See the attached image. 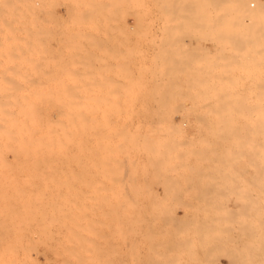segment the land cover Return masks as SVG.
Instances as JSON below:
<instances>
[{
  "label": "rangeland",
  "instance_id": "1",
  "mask_svg": "<svg viewBox=\"0 0 264 264\" xmlns=\"http://www.w3.org/2000/svg\"><path fill=\"white\" fill-rule=\"evenodd\" d=\"M41 1L0 0V264H264V0Z\"/></svg>",
  "mask_w": 264,
  "mask_h": 264
},
{
  "label": "bare ground",
  "instance_id": "2",
  "mask_svg": "<svg viewBox=\"0 0 264 264\" xmlns=\"http://www.w3.org/2000/svg\"><path fill=\"white\" fill-rule=\"evenodd\" d=\"M23 1H24V0H23ZM42 1H43V0H42ZM42 1H41L40 3H42ZM247 1H248V0H245L244 2H246V4L249 5V2L247 3ZM250 1L253 2V0H250ZM242 2H243V1H242ZM244 2H243V3H244ZM25 3H26V2H25ZM174 3H175V2H174ZM43 4H44V2H43ZM175 4H176V3H175ZM246 4H245V6H246ZM258 4H260V5L262 6L263 1H262V0H259V1H258ZM39 5H40V4H39ZM45 5H46V4H44V6H45ZM253 6H254V4L251 3V4H250V9H251L252 12L250 11V9H248L249 7H248V8L246 7L249 11H247V12H245V13L251 12V13H250L251 16H252V14H254L255 12L257 13L258 10H252V9H254ZM23 7H24V6H23ZM39 7H40V6H39ZM36 8H37V7H36ZM43 8H44V7H43ZM39 9H40V8H39ZM41 9H42V8H41ZM44 9H45V8H44ZM33 10H34V9H33ZM24 11H25V10H24ZM40 11H41V10H40ZM44 11H45V10H44ZM178 11H179V9H178ZM178 11H177V12H178ZM234 11H235V10H234ZM28 12H29V11H28ZM46 12H47V11H46ZM177 12H176V13H177ZM221 12H222V11H221ZM224 12H225V11H224ZM230 12H231V11H230ZM232 12H233V11H232ZM235 12H236V11H235ZM258 12H259V11H258ZM174 13H175V12H174ZM226 13H227V12H226ZM237 13H238V11H237ZM242 13H244V11H243ZM27 14H29V13H27ZM219 14H220V13H219ZM221 14H222V13H221ZM250 14H248V15L250 16ZM0 15H1V13H0ZM31 15H32V14H31ZM42 15H44V12H43ZM225 15H226V14H225ZM245 15H246V14H245ZM29 16H30V14H29ZM243 16H244V15H243ZM39 17H40V16H39ZM44 17H45V16H44ZM50 17H52V16H50ZM179 17H180V16H179ZM179 17H178V18H179ZM220 17H221V16H220ZM176 18H177V17H176ZM178 18H177V19H178ZM221 18H222V17H221ZM253 18H255V17H253ZM253 18H252V19H253ZM41 19H42V18H41ZM41 19H37V20H41ZM46 19H49V18H46ZM180 19H181V18H180ZM216 19H217V18H216ZM51 20H52V18H51ZM42 21H43V19H42L40 22H42ZM44 21H45V19H44ZM180 21H181V20H180ZM252 22H253V21H252ZM45 23H46V22H45ZM125 27H126V26H125ZM81 29H82V28H81ZM91 29H93V28H91ZM82 30H83V29H82ZM93 30H95V29H93ZM97 30H98V29H97ZM76 31H77V30H76ZM89 31H90V30H89ZM99 31H100V30H99ZM78 32H79V31H78ZM81 32H82V31H81ZM87 33H88V32H87ZM94 33H95V32H94ZM80 34H81V33H80ZM82 34H83V33H82ZM84 35H85V34H84ZM89 35H91V34H89ZM248 35H249V34H248ZM91 36H92V35H91ZM242 36H243V35H242ZM213 37H214V36H213ZM245 37H246V35H245ZM252 37L255 38L254 36H252ZM248 38H249V37H248ZM248 38H247V39H248ZM213 39H214V38H213ZM213 39H212V40H213ZM212 40H211V41H212ZM260 40H261V39H260ZM247 41H248V40H247ZM247 41H246V42H247ZM249 42H250V41H249ZM249 42H248V43H249ZM262 42H263V41H262ZM262 42H261V43H262ZM184 43H185V42H184ZM184 43H183V44H184ZM214 43H215V42H214ZM226 43H227V42H226ZM248 43H247V44H248ZM250 43H251V42H250ZM250 43H249V45H250ZM121 44H122V43H121ZM125 44H126V43H125ZM224 44H225V43H224ZM224 44H223V45H224ZM228 44H231V43H228ZM233 44H235V43H233ZM237 44H238V43H237ZM239 44H241V43H239ZM242 44H245V43L242 42ZM217 45H218V44H217ZM252 45H253V43H252ZM256 45H257V43H256ZM181 46H182V45H181ZM218 46H219V45H218ZM254 46H255V45H254ZM258 46H259V45H258ZM157 48H158V47H157ZM192 48H193V47H192ZM223 48H224V47H222V49H223ZM262 48H263V46H262ZM123 49H124V48H123ZM118 51H119V49H118ZM127 52H128V51H127ZM257 52H258V51H257ZM262 52H263V51H262ZM118 53H119V52H118ZM240 53H241V52H240ZM246 54H248V53H246ZM246 54H245V55H246ZM256 54H258V53H256ZM263 54H264V53H263ZM120 55H122V54L120 53ZM243 55H244V54L242 53V56H243ZM251 55H252V54H251ZM240 56H241V55H240ZM120 57H121V56H120ZM120 57H119V58H120ZM243 57H244V56H243ZM246 57H247V56H246ZM250 57H251V56H248V58H250ZM24 58H25V57H24ZM31 58H32V57H31ZM33 58H34V57H33ZM37 58H38V57H37ZM251 58L253 59V57H251ZM41 59H42V58H41ZM117 59H118V58H117ZM123 59H124V58H123ZM242 59H243V58H242ZM244 59H245V58H244ZM24 60L27 61V58L24 59ZM110 60H111V59H110ZM110 60H109V61H110ZM114 60H115V59H114ZM121 60H122V59H121ZM246 60H247V59H246ZM22 61H23V60H22ZM29 61H30V60H29ZM37 61H38V60H37ZM126 61H127V58H126ZM175 61H176V60H175ZM120 62H121V61H120ZM120 62H119V63H120ZM108 64H109V63H107V65H108ZM114 64H115V63H114ZM121 64H124V63H121ZM118 65H119V64H118ZM119 66L122 67L123 65H122V66L119 65ZM125 66H126V65H125ZM173 66H174V65H173ZM175 66H176V65H175ZM14 68H15V67H14ZM122 68H124V67H122ZM122 68H120V69H122ZM184 68H185V67H184ZM17 70H18V69H17ZM39 72H40V71H39ZM36 73H37V72H36ZM24 74H25V72H24ZM30 74H31V73H30ZM26 75H27V74H26ZM26 75H25V76H26ZM12 76H13V75H12ZM23 76H24V75H23ZM30 76H31V75H30ZM13 77H14V76H13ZM16 77H17V76H16ZM26 77H27V76H26ZM31 77H32V76H31ZM31 77H30V78H31ZM30 78H29V79H30ZM33 78H34V77H33ZM38 79H39V78H38ZM34 80H35V79H34ZM26 81H28V80L26 79ZM30 81H31V80H30ZM24 82H25V81H24ZM28 82H29V81H28ZM30 83H31V82H30ZM32 83H33V79H32ZM38 83H39V82H38ZM28 84H29V83H28ZM199 86H200V85H199ZM40 88H41V87H40ZM193 88H194V87H193ZM195 88H196V87H195ZM191 90H192V89H191ZM39 93H40V91H39ZM193 93H194V92H193ZM196 93H197V95H198V94H209V93H206V92H200V91H199V92H196ZM194 95H196V94H194ZM194 95H193V96L191 95V98L193 99V100H192L193 103H195V102H196V103H197V102H200V103L203 102V103H205L204 101L207 100V99L205 100L206 97L203 99L204 96H203V97H200L201 95H199L200 98H195V97H197V96H194ZM187 97H188V96H187ZM189 97H190V95H189ZM193 97H194L195 99H194ZM25 99H26V98H25ZM29 99H30V98H29ZM29 99H26V100H29ZM23 100H24V98H23ZM30 100H31V99H30ZM30 100H29V101H30ZM208 100H209V98H208ZM57 101H58V100H57ZM1 102H2V101H1ZM1 102H0V103H1ZM20 102H21V101H20ZM23 102H24V101H23ZM23 102H22V103H23ZM27 102H28V101H27ZM30 102H31V101H30ZM30 102H28V103H30ZM22 103H21V104H22ZM193 103H192V104H193ZM200 103H199V104H200ZM21 104H20L19 106H21ZM26 104H27V103H26ZM197 104H198V103H197ZM22 105H23V104H22ZM0 106H1V105H0ZM3 107H4V106H3ZM47 107H48V106H47ZM75 107H76V108H79V106H75ZM81 107L84 109V111H83V117H82L83 121L85 122L84 131H83L84 136H86V139H89V138H90L89 135L91 134V135H92L91 137H93L94 139H95V137H97V136H99V138H100V135L102 134V132H101L102 129L100 130L101 122L99 121L100 124H98V122L96 123V124L99 125V127L96 126V128H98L99 131L101 132V133H99V131H98L97 134H94V132H95V131L97 132L98 129H97V130H94V131L92 130L93 128H91V129H87V123H89L91 120H92V122H93V119H95V117H96V115H95L96 111H95L94 114L92 113V112H94V109H97V111L99 112L101 109L103 110V108H104L105 106L103 107V106H101V105H99V106H98V105H97V106H96V105H94V106H87V105H84V106H81ZM4 108H6V107H4ZM4 108H3V109H4ZM7 108L15 109V108H17V107H15V106H14V107H11V106L9 107V106H8ZM18 108L21 109L22 107H18ZM27 108H28V107H27ZM68 108H72V106L70 107V106H65V105H52V106L49 107V109H52V110H61V109H68ZM91 108H92V109L94 108L93 111L91 112V116H92V115H93V116L95 115L94 117L92 116L93 119H92V118H89ZM1 109H2V108H1ZM99 109H100V110H99ZM102 110H101V112H100L101 114H102ZM96 114L99 115V113H96ZM103 114H104V113H103ZM103 114H102V115H103ZM1 115H3V114H1ZM1 115H0V116H1ZM66 116H69V117H70V116H71V113H68ZM100 116H101V115H99V117H100ZM3 117H4V116H3ZM3 117H1V118H3ZM96 118H98V117H96ZM102 118H103V116H101V120H102ZM88 119H89V122H88ZM90 119H91V120H90ZM0 120H2V119H0ZM99 120H100V119H99ZM2 121H4V118H3ZM95 121H97V120H94V122H95ZM4 122H5V121H4ZM92 122H91V123H92ZM91 123H90V124H91ZM93 124H94V123H93ZM96 124H95V125H96ZM8 125H10V124H8ZM95 125H93V126H95ZM93 126H91V127H93ZM11 127H12V126H11ZM59 127H60V129H61L62 134L64 135V138H63L62 136L60 137L58 134L55 133V136H54V142H55L56 144H61V143H63L64 141H66V139H67V137H68V135H69V130H66L67 128H65L64 125H62V124L60 123V124H59ZM8 128H9V127H8ZM88 128H89V127H88ZM101 128H102V127H101ZM3 130H5L4 127H3V129H2L1 131H3ZM89 130L93 131V132H92L93 134H92V133H88ZM18 131H19V130H18ZM91 131H89V132H91ZM5 132H6V131H5ZM6 133H8V132H6ZM87 133H88L89 135H88ZM9 134H10V133H9ZM14 134H15V133H14ZM7 135H8V134H7ZM7 135H6V136H7ZM93 135H95V136H93ZM13 136H14V135H13ZM87 136H89V137L87 138ZM101 137H102V136H101ZM21 138H22V137H21ZM4 139H5V138H4ZM19 139H20V138H19ZM94 139H93V140H94ZM100 139H101V138H100ZM17 140H18V139H17ZM17 140H16V142H17ZM1 141H2V139H1ZM8 141H9V140H7V142H8ZM94 141H95V140H94ZM100 141H101V140H100ZM9 142H10V141H9ZM11 142H12V144H13L12 146H14V142H15V141L13 142V140H12ZM16 142H15V143H16ZM2 143H3V142H2ZM88 143H89V142H88ZM97 143H98V142H97ZM97 143H96V144H97ZM6 144H7V143H6ZM9 144H10V143H9ZM93 144H95V142H94ZM96 144H95V146H96ZM2 145H4V144H2ZM18 145H19V144H18ZM98 145H100V144H98ZM92 146H93V145H92ZM2 147H3V146H2ZM5 147H6V146H5ZM16 147H17V146H16ZM3 148H4V147H3ZM9 148H10V147H9ZM9 148L7 147V150H8ZM11 148H12V147H11ZM11 148H10V149H11ZM14 148H15V147H14ZM14 148H13V149H14ZM0 149H1V148H0ZM3 150H4V149H3ZM3 150H2V151H3ZM18 150H20V149H18ZM2 151H1V152H2ZM7 152H9V151H7ZM86 153H87V152H86ZM10 155H11L12 157L15 158V159H14V160H15L14 162H16V161L19 162V161H20V158H23V161L21 162V163H23V164H22V166H23V172H29V170L26 169V168H27V167H30V166H33V164H35L34 162L28 161V159H27V158H30L31 156L35 155V153H33V152H30V153H18V152H17V153H12V151H11V154H3V152H2V154H0L1 157H2V156H10ZM87 156H88V155H86L85 158H86ZM47 157H48V156H47ZM17 158H18V160H17ZM88 158H89V156H88ZM6 159H7V158H6ZM12 161H13V160H12ZM17 162H16V163H17ZM12 163H13V162H12ZM14 164H15V163H14ZM1 165H2V161L0 160V166H1ZM19 165H20V164H19ZM22 166H21V167H22ZM15 167H16V166H15ZM14 170H15V169H14ZM3 171H4V170H3ZM18 171H19V169H18ZM20 171H21V170H20ZM50 171H52V170H50ZM103 171H104V170H103ZM54 172H55V171H54ZM57 172H63V171H61V170L58 171V170H57ZM84 172H88V171H84ZM98 172H99V171H98ZM1 173H2V172H1ZM100 213H101V212H100ZM103 213H104V212H103ZM100 215H101V214H100ZM102 215H104V214H102ZM101 218H102V217H101ZM105 218H106V217H105ZM114 218H115V217H114ZM3 219H4V218H3ZM84 219H85V218H84ZM86 219H87V218H86ZM95 219H97V218H95ZM116 219H119V218H115V220H116ZM9 220H10V219H9ZM91 220H92V219H91ZM105 220H106V219H105ZM19 221H20V220H19ZM99 221H100V220H99ZM103 221H104V220H103ZM108 221H110V218H109ZM113 221H114V220H113ZM116 221H117V220H116ZM2 226H3V225H2ZM117 231H118V229H117Z\"/></svg>",
  "mask_w": 264,
  "mask_h": 264
}]
</instances>
